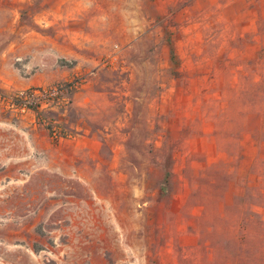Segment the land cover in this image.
Returning <instances> with one entry per match:
<instances>
[{"label":"rangeland","instance_id":"1","mask_svg":"<svg viewBox=\"0 0 264 264\" xmlns=\"http://www.w3.org/2000/svg\"><path fill=\"white\" fill-rule=\"evenodd\" d=\"M155 5L0 0L8 78L29 77L32 48L59 27L83 86L110 92L45 122L0 101V264H264V15L255 40ZM171 81L179 98L156 115L155 83ZM80 119L98 151L69 158L82 137L66 120ZM53 121L73 137L52 138Z\"/></svg>","mask_w":264,"mask_h":264},{"label":"crops","instance_id":"2","mask_svg":"<svg viewBox=\"0 0 264 264\" xmlns=\"http://www.w3.org/2000/svg\"><path fill=\"white\" fill-rule=\"evenodd\" d=\"M155 2V6L164 11V13L175 7L180 8L176 11V14L181 13L184 15L181 24H186V26L193 25L191 24L192 20H195L189 16V14L199 9L200 11L202 10L204 18L209 19V21L201 19L200 24L235 26L233 30L235 35H252V33L255 32V40L258 39L259 25L263 22L261 16L264 15V0H155ZM210 14H214V16ZM55 21L58 22V20ZM54 23L55 22L52 20H47L42 25L44 27H50L55 25ZM184 29L185 32L189 34V27H185ZM62 34H64V30L59 27H57L54 36L50 33L43 34L41 38L42 45H34L30 52V61L27 65L31 69L29 71L31 75L24 80H11L0 71V95L28 87L48 86L59 82H70L80 74L83 69V62L78 59L83 56L77 50H71L67 46L65 42L66 38ZM176 54L177 51L175 49L171 50V55ZM254 55H258V47H254ZM63 60H74L76 63L73 66H66L61 64ZM155 84L162 88L160 98H156L159 100L157 104L158 107L156 106V115H162L164 105H173L178 100L179 97L177 93H180L178 89H182V85L176 81H171L169 84L166 82ZM162 90H165V92ZM109 93V91L95 88L93 82L89 81L85 83L80 90L71 93L72 106L82 116L88 115L87 109L95 106L99 97L109 95ZM127 112H130V108H127ZM26 113L33 116L34 122H39V118L34 111L29 110ZM174 119L177 120V117H174ZM66 123H70L69 129L72 130L78 138L82 137V139H77L74 154L70 155L66 153V157L76 159L75 156H77L79 152L91 154L93 147L94 151H98L96 148L99 145V141L97 140L98 133L91 131L89 127L82 124L81 119L74 122L66 120Z\"/></svg>","mask_w":264,"mask_h":264},{"label":"built area","instance_id":"3","mask_svg":"<svg viewBox=\"0 0 264 264\" xmlns=\"http://www.w3.org/2000/svg\"><path fill=\"white\" fill-rule=\"evenodd\" d=\"M85 78L78 75L70 82H59L48 86H34L19 89L10 93L0 95L1 103L8 109L15 112L26 113L32 110L39 120L43 113L54 108H67L71 105V93L82 88ZM52 138L60 140L72 138L73 134L62 129L55 122H47Z\"/></svg>","mask_w":264,"mask_h":264}]
</instances>
